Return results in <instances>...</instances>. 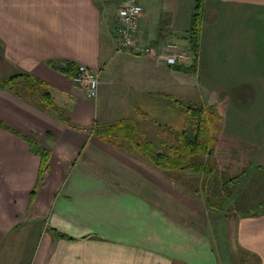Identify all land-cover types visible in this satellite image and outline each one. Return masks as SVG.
Masks as SVG:
<instances>
[{"label": "crops", "instance_id": "0c3cea01", "mask_svg": "<svg viewBox=\"0 0 264 264\" xmlns=\"http://www.w3.org/2000/svg\"><path fill=\"white\" fill-rule=\"evenodd\" d=\"M122 1L0 0V84L30 74L48 93L0 88V264H264V209L242 197L264 182V0H205L198 53L187 38L195 0H140V38L158 52L184 51L186 72L116 53ZM64 61L101 71L97 99ZM173 99L215 106V156L243 174L233 190L242 210H212L179 175L97 135L99 124L140 122L145 107L161 116ZM21 135L51 152L41 176Z\"/></svg>", "mask_w": 264, "mask_h": 264}, {"label": "trees", "instance_id": "16d2710c", "mask_svg": "<svg viewBox=\"0 0 264 264\" xmlns=\"http://www.w3.org/2000/svg\"><path fill=\"white\" fill-rule=\"evenodd\" d=\"M205 0H195V6L192 13L190 28L187 31V38L189 40L191 50L194 53H198L201 47V31L202 21L204 16ZM168 20L162 19L160 21L159 39H161L163 29L168 26ZM65 68H61L64 73L69 74L72 78V72H75L78 65L63 62ZM175 70L179 72H186V69L181 66H175ZM74 75V73H73ZM42 82L30 74H20L9 79L4 80L0 84V88H9L20 97H30L33 95H40L41 99H46L48 93L44 92L41 88ZM23 93V94H22ZM170 98V97H169ZM172 99V98H171ZM175 105L181 108L180 129L174 128L171 125L167 126L164 136L170 134L174 139V144L165 146L167 151H160L157 145L149 139H145L141 134V129L136 120L126 118L116 123L107 125H97L95 130L100 139L117 147H128L132 153L137 156L143 157L151 164L161 169L169 177L175 179L180 174H193L197 178L205 176L210 178L213 173H217L215 164L205 163V158L213 156L215 147L217 145V139L215 134L220 128V116L217 113L215 106H193L192 104L185 105L181 101L173 99ZM47 106L64 121H67L65 113L60 111L58 107H55L53 103L49 102ZM139 116L141 118L148 116L145 111H140ZM178 122V121H177ZM0 126L5 127L0 121ZM163 136V133H162ZM22 138L27 140L31 144L32 152L41 158L40 176L48 168L51 152L49 149L41 147L27 136L21 135ZM170 140V139H169ZM243 174L233 176L227 181L221 183L217 180V186L223 191L228 192L224 198H230L231 191L234 190V185ZM222 185V187H221ZM233 188V189H229ZM35 194V190L33 191ZM231 196V197H232ZM220 199V198H219ZM234 198L232 199V202ZM208 206L214 211L220 210L221 206L216 208L213 204L206 199ZM236 203H234L236 205Z\"/></svg>", "mask_w": 264, "mask_h": 264}, {"label": "rangeland", "instance_id": "374dc122", "mask_svg": "<svg viewBox=\"0 0 264 264\" xmlns=\"http://www.w3.org/2000/svg\"><path fill=\"white\" fill-rule=\"evenodd\" d=\"M116 61H117V59L114 61V63ZM197 95H198L197 92L194 93V99L197 98ZM98 96H99V94H98ZM184 101L185 102H183V103L185 105L189 104V103H187L188 101L186 99H184ZM173 104H175L174 101L169 106H165L166 104H164V106L162 108V115L161 116H160V114L158 116V112H157V116H156L154 114L153 109H151L150 107H145L144 108L145 112L148 113L149 116H145V117L141 118L140 122H138L139 127L141 129V134L143 135V137L145 139L152 140L157 145V148L160 151L166 152L167 148L165 146H167L169 144H174V139L172 138L171 134H170V138H169V136H164L166 133L165 131L168 129L167 126L173 125L172 127L177 128V129H180V126H181V121H180L181 108L180 107L176 108ZM193 106H198V105L195 104ZM126 112L127 111H125L124 113H126ZM126 114H127L126 116L129 117L128 113H126ZM104 125H107V124H104ZM162 133H163V136H162ZM215 137L217 139L216 134H215ZM217 147H218V139H217V145L215 147V152H214L213 156H208L205 158V163H209L210 165L211 164L216 165V170H218L217 173L214 172L210 178H208V177L206 178L205 176L197 178L195 175L189 174V173L180 174L179 179L185 180L186 183L188 181L189 184L191 186H193V188L197 194H200L202 197H204L205 200L208 199L211 204L216 206V208L221 206V209L217 210V211H221L223 209H226V211L224 213H226V215L228 214V216H229L230 214H234L236 211L242 210L243 206H242V203H240L238 201V199H237L238 197L235 200L238 202L237 203L234 202V203H236V205H235L232 202V199H233L232 195H231L232 197L230 196V198H227L224 201V198L227 196L228 192L223 191L219 186H217V183H218V182H216L217 180H219V181H221V183H223V182L227 181L228 179H230L231 177L236 175L233 170L230 172L225 171L226 170L225 167L223 165H220V163L218 162L217 156H215ZM124 148L131 152V150L128 147H124ZM140 158H143V157H140ZM146 161H148V160H146ZM220 167H224V168L221 170ZM169 178H171V177H169ZM235 184H237V183H235ZM257 184L258 183L255 182L250 187L244 188L243 189L244 194L242 196L243 200L245 201V204H246V200H248V202H247L248 204H249V201H252L253 199H255V200L260 199L261 200V203L253 206L254 210H256L258 207L264 209V191L261 188L258 189ZM258 185L261 187L262 185H264V182H262ZM221 187H222V185H221ZM229 189H233V188H229ZM249 191H251L253 193H258V197L260 195H262V196H260L259 198L258 197L254 198V197H252L254 194H251V195L248 194ZM231 194L234 195L233 190L231 191ZM208 207H210V206H208ZM210 208H214V207H210Z\"/></svg>", "mask_w": 264, "mask_h": 264}, {"label": "built area", "instance_id": "2783aa9c", "mask_svg": "<svg viewBox=\"0 0 264 264\" xmlns=\"http://www.w3.org/2000/svg\"><path fill=\"white\" fill-rule=\"evenodd\" d=\"M145 8L140 0H123L116 15L114 36L116 39L117 54L125 52L145 57H158L164 60L169 66L185 64L188 59L184 51L177 50L172 53L168 50H175V46L168 45L160 52L153 44L144 43L139 36L140 18ZM73 82L77 84L91 98L96 99L101 85V71L80 64L74 72Z\"/></svg>", "mask_w": 264, "mask_h": 264}]
</instances>
